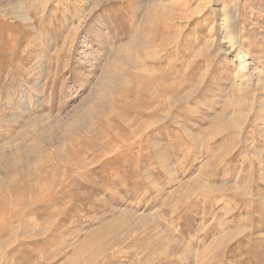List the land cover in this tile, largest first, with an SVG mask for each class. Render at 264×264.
<instances>
[{"label": "rangeland", "instance_id": "1", "mask_svg": "<svg viewBox=\"0 0 264 264\" xmlns=\"http://www.w3.org/2000/svg\"><path fill=\"white\" fill-rule=\"evenodd\" d=\"M0 264H264V0H0Z\"/></svg>", "mask_w": 264, "mask_h": 264}]
</instances>
